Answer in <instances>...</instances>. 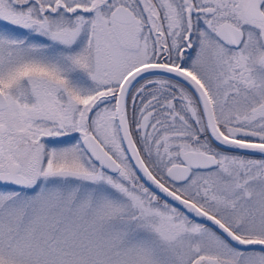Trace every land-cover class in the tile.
I'll list each match as a JSON object with an SVG mask.
<instances>
[{
	"label": "snow or ice",
	"instance_id": "1",
	"mask_svg": "<svg viewBox=\"0 0 264 264\" xmlns=\"http://www.w3.org/2000/svg\"><path fill=\"white\" fill-rule=\"evenodd\" d=\"M0 264H264V0H0Z\"/></svg>",
	"mask_w": 264,
	"mask_h": 264
}]
</instances>
